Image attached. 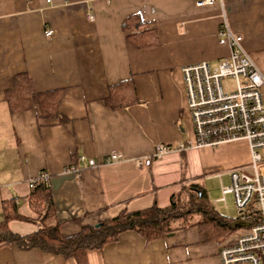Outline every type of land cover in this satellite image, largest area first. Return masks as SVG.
Returning <instances> with one entry per match:
<instances>
[{"label": "crops", "instance_id": "crops-1", "mask_svg": "<svg viewBox=\"0 0 264 264\" xmlns=\"http://www.w3.org/2000/svg\"><path fill=\"white\" fill-rule=\"evenodd\" d=\"M197 1L0 0V209L2 200L17 197L20 210L28 206L27 213L21 212L31 215L27 181L45 171L54 219L60 233L71 236L121 211L166 207L181 188L224 176L229 180L230 170L250 168L246 140L188 147L194 135L180 68L228 58L229 45L218 41L223 7L247 51L264 56V0H214L200 6ZM132 14L145 22L139 30H157V46L140 49L127 40L136 30H123L121 22ZM22 72L38 93L65 89L59 106L64 124L40 118L34 103L10 112L5 91ZM130 77L141 102L107 107L108 86ZM158 143L171 148L159 160ZM112 150L124 158L86 166L89 159L100 163ZM147 157L153 160L149 166L139 163ZM69 165L79 171L65 170ZM221 198L214 200L226 201ZM29 224L11 226L26 233L33 229ZM171 226L149 242L125 231L117 241L89 251L86 264H222L218 252L226 240L209 241L197 226L180 221ZM235 226L231 235L242 227ZM0 264L78 263L37 248L0 244Z\"/></svg>", "mask_w": 264, "mask_h": 264}, {"label": "built area", "instance_id": "built-area-1", "mask_svg": "<svg viewBox=\"0 0 264 264\" xmlns=\"http://www.w3.org/2000/svg\"><path fill=\"white\" fill-rule=\"evenodd\" d=\"M213 1L198 0L197 5ZM221 19L218 41L229 45L228 58L216 65L199 61L180 68L194 135L188 147H216L237 140L247 141L252 173L232 169L229 184L221 187V200H225V194H232L236 220L247 225H242L220 245L218 255L222 264H264V74L243 46L242 36L230 27L224 7ZM45 33L51 35L52 30ZM224 81H233V88L225 90ZM155 150L159 160L171 148L158 143ZM123 158L122 152L112 150L100 163L89 159L85 164L97 167ZM152 161L147 157L139 163L149 166ZM65 170L78 172L79 168L69 165ZM48 178L49 174L41 171L29 178L27 184L31 189L39 180Z\"/></svg>", "mask_w": 264, "mask_h": 264}, {"label": "trees", "instance_id": "trees-1", "mask_svg": "<svg viewBox=\"0 0 264 264\" xmlns=\"http://www.w3.org/2000/svg\"><path fill=\"white\" fill-rule=\"evenodd\" d=\"M144 23L139 15L132 14L123 19L121 28L136 30L127 35V40L135 47L141 49L157 46V30H139ZM64 94V88L36 92L30 77L22 72L13 76L11 87L5 91V102L12 113L25 111L34 103L40 110V118L54 119L64 124L67 118L59 109ZM140 102L131 77L108 86L105 104L110 109H123ZM49 181L50 178L39 180L25 197L31 215L21 212V198L2 200L0 244L15 245L19 249L37 248L64 258H73L78 264H86L89 251L102 249L105 245L117 241L121 233L129 230L135 231L149 242L169 232L172 222L180 221L197 226L207 240L221 243L238 228L233 224L235 218L227 217L211 208L206 193L200 186L189 185L177 193V196H186L181 203L174 195L166 207L160 208L153 204L143 210L121 211L117 216L95 226H86L74 235L63 236L59 231V224L54 219V203ZM195 216L198 219H193ZM14 221L30 223L33 229L26 233L13 231L11 223Z\"/></svg>", "mask_w": 264, "mask_h": 264}, {"label": "rangeland", "instance_id": "rangeland-1", "mask_svg": "<svg viewBox=\"0 0 264 264\" xmlns=\"http://www.w3.org/2000/svg\"><path fill=\"white\" fill-rule=\"evenodd\" d=\"M250 55L252 56V58L254 59V61L257 63L260 70L264 74V56L258 55L256 57L255 53H250ZM206 60L207 59H204V61ZM221 60L217 59V60L211 61V65H216ZM223 87L225 90H231L233 88V81H224ZM243 170L248 174L252 173V169L250 168H243ZM228 184H229V180L227 176H224L223 178H216V179H211V180H202L200 182L201 187L206 189L205 191L206 197L211 205V208H214L215 210H217L221 214H224L225 216L234 218L236 216V209L234 206L232 194L230 193L225 194V199H226L225 202L216 203V201L214 200L215 197H222L221 187L226 186ZM185 198L186 196L185 195L182 196V194H179L177 196V199L179 200L180 203L183 202V199ZM27 207L28 206L26 204H23L21 207V211L23 213H27V210H28ZM0 212H1V209H0ZM0 218H1V213H0ZM193 219H198V217L195 216Z\"/></svg>", "mask_w": 264, "mask_h": 264}, {"label": "water", "instance_id": "water-1", "mask_svg": "<svg viewBox=\"0 0 264 264\" xmlns=\"http://www.w3.org/2000/svg\"><path fill=\"white\" fill-rule=\"evenodd\" d=\"M160 161H161V160H160ZM160 161H159V162H160ZM234 224H235V225H239V224H241V225H247V223H241V222H239V221H236ZM235 225H234V226H235Z\"/></svg>", "mask_w": 264, "mask_h": 264}]
</instances>
